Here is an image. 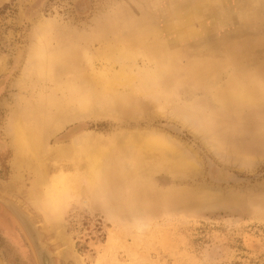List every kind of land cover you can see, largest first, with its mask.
I'll use <instances>...</instances> for the list:
<instances>
[{"label":"rangeland","instance_id":"obj_1","mask_svg":"<svg viewBox=\"0 0 264 264\" xmlns=\"http://www.w3.org/2000/svg\"><path fill=\"white\" fill-rule=\"evenodd\" d=\"M157 1L0 0V196L30 216L54 264H264V0ZM42 23L60 40L53 49L69 47L65 68L48 81L24 72ZM146 23L155 35L138 44L130 32ZM130 37L137 43L129 45ZM155 39L175 56L171 64L161 59L165 51L148 50ZM120 63L129 74L150 71L154 95L122 85L114 91L126 99L115 106L95 94L87 113L80 104L49 109L45 93L59 90L63 102L71 96L67 83L81 76L87 82L76 98L92 95L112 84ZM102 78L108 82L100 85ZM12 112L43 123L38 162L16 166ZM143 132L166 136L196 164L176 170L177 156L158 152L157 160L145 155L135 173L128 146ZM85 138L124 140L109 162L121 171L110 193L104 178L82 197L76 165ZM37 172L44 182L36 185ZM0 264H38L21 224L1 204Z\"/></svg>","mask_w":264,"mask_h":264},{"label":"bare ground","instance_id":"obj_2","mask_svg":"<svg viewBox=\"0 0 264 264\" xmlns=\"http://www.w3.org/2000/svg\"><path fill=\"white\" fill-rule=\"evenodd\" d=\"M165 14H167V12ZM49 25L50 24L42 23L36 29V32H38L37 33L38 35L36 36V43L30 48V51L28 53L29 57H28V60L26 61L27 62V67L25 66V70H24L26 76H27V74H29V71H32L36 76H38V78L41 77V79H45L47 81L53 77V74L56 71V69L60 68L62 70V69L65 68V67L62 68V66L66 65V63L64 61L66 60L65 59L66 53L69 51V47H59L57 50L55 48L53 49V47L51 45L53 43L52 41H55L56 44H57V43L60 42V40H58V38H55L56 36L54 34H52V33H56V32H55V29H53L52 27L49 28L48 27ZM130 33H131L130 36H137V37H132V39L137 38L138 39V44H140L139 43L140 42L139 41L140 38L143 40V39H147L149 37H153L155 35V30L152 28V25L150 23H146V24H143L142 26H137ZM128 39H130L129 45L137 43V41H132L131 37L128 38ZM159 42H158V39H155L154 40V44H152L151 46H148V50L151 51V52H157V50L165 51L164 54L162 55L161 59H162V61H166V62H169L171 64V62H173V59H175V56H173L172 53L168 51L167 47L165 45H163V43H159ZM155 44L158 45V48L155 47ZM110 51H112V50H110ZM119 52H117L116 54H119ZM89 57H90V55H89ZM135 58H136V56H135ZM118 59L120 60L122 58L120 56H118L116 60H118ZM130 60L132 61V63L135 62L134 58L130 59ZM151 61H153V59ZM148 63H150V62H148ZM119 66H120V68H119V70H117L118 72L114 73L113 77L111 78L112 84L107 83L108 81L105 82V78H102L101 80L99 79L100 81L98 83H100V85L102 83L101 81L104 80L103 82L107 83L109 86L101 88L102 89L101 91H98L97 93H93L92 95L90 93H88V92H84L82 94H79L80 96L78 98H76L75 92L78 91V88L80 86L84 85V83L87 82L86 81L87 79L82 78L81 76L80 77L78 76L79 78L71 80V81H69V83H67L70 86V89H68V90L71 93V96L69 97V99H66V97H65L63 102H61L55 95V92L59 91V90H55V92L51 93V95L50 94L47 95L45 93L44 94L45 98H46L45 101L49 105V107H50L49 109H52V108L56 109L57 107H59V105L61 103H63V105L64 104H67V105H69V104H78L79 105L80 104V106L82 107L81 108L82 110L81 109H79V110L87 113L90 110V107H93L95 105V103L93 101L95 94H96V96H98L100 98L102 97L103 105H105V106L107 105L108 107L115 106V105H117V103H119V102L123 101L124 99H126V97L121 95V93L116 92L117 91V89H116L117 87L115 88V86H122V85L125 86V89L127 87L130 90H131L132 87H135V88H133L135 90V92H136V90H139L142 93H144V96L147 95V94L151 95L150 93H152V95H154L152 87L154 88V85H155L154 81L156 82L158 80H154L155 78H154V76H152L153 75L152 73H149L150 71L149 72H135L136 74H129V72L124 70V67L126 65H122L121 64ZM131 67L132 66H130V68ZM130 68L128 67L129 70H130ZM165 70H168L167 69V65L165 66ZM23 76H24V74H23ZM108 76H110V75H108ZM105 83H104V85H105ZM156 83H158V82H156ZM34 85H36V84H34ZM87 85L93 87L95 85V81L93 79L88 80V84ZM130 86H131V88H130ZM98 90H99V88H98ZM114 90H116V91H114ZM134 90H131V92H133ZM151 90H152V92H150ZM154 91H155V89H154ZM138 96H139V94H137V97ZM144 96H142V97H144ZM92 97H93V99H92ZM111 98H114V100H113V103L111 105H109L110 102H111L110 101ZM144 98H146V96ZM133 99L137 100L135 98H133ZM164 104H167V103L164 102ZM160 107L163 108L164 106L160 105ZM81 111H79V112H81ZM12 114H13V112H12ZM24 118H26V117H24ZM188 118L189 117H186V119H188ZM50 124H52L54 126H57L58 123L55 122V121H52ZM41 126H44V125L41 122L40 118L31 121L29 119L25 120L22 117H18V116L13 114V117L11 118V121H10L9 130H10V132L13 135V139H12V143L13 144H11V145L15 146V149H16L15 153H17V156L15 154V164H16L17 167H22L24 165H28L29 164V160L31 158L33 160L36 159L38 157V154L40 153V151H42L41 149H43V140H42V137H41V130H42L43 127H41ZM43 131H44V128H43ZM135 132H137V131H135ZM142 134H144V132ZM159 136H160V134H159ZM165 137L163 139L162 137H155V136L149 135V134L146 136L144 134V135H142L140 137L141 139L139 140V144H137V143L134 144L136 142V140H135L133 144H130L128 146V150L130 151L129 152V154H130L129 156H131L130 160H131L132 164L135 167L133 169V171L135 173H137L139 171H142V169H143L142 161H143L145 155L147 156V155L157 154V158H155L157 160L158 157H159L158 152H162L163 154H166V157H168V158L177 156L176 158H178V161H177V159L175 160V158H174V161H176V162L173 163L172 164L173 167H170V168H174L176 170L181 169V170H186V171H190L191 168H193V166H194L193 164L195 162L192 163V160L190 159L191 160L190 161L186 157L182 158L183 157L182 153H179L177 148H175L176 144L173 145V144L168 143L165 140ZM123 141L114 138V139L109 140L107 143H100V142H93L90 138H85L84 139V142H85V145H86V150H85V152L83 154V158H81L82 160H80V162H78L77 165H76V169L78 170V174H77L78 177L77 178L75 177L76 180L77 179L79 180V183H80V179H81V182L83 181L82 178L84 179V181H83L84 183L81 184L83 186L85 185L84 189L82 187H80L81 185H78L81 188V193H82V197L83 198L87 197L89 195V193L92 191L93 187L94 188L102 187L103 184L105 183L104 178H108V182H107L108 188L106 190L107 191L106 193H110L111 192L110 191L111 190L110 189L111 188L110 187L111 183L113 184L114 182L119 181L120 172L121 171L116 172L113 169V167H111L109 165V162L113 160V158H114L113 154L114 153L117 154L118 152H120L123 149V147L125 145V143ZM128 143H130V140H129ZM156 151H157V153H156ZM56 153H59V156L62 157V158L68 157L65 151H60V152H56ZM154 156H156V155H154ZM163 156H165V155H162V157ZM37 159H36V161H37ZM160 159L161 158H159V160ZM163 159H165V157H163ZM24 160H27L28 163L26 161H24ZM156 160H155V162H156ZM169 161H171V159ZM163 162H165V161H163ZM165 164H167V163H165ZM154 167H159V166H154ZM44 169H45V167H44ZM34 170H35V168H34ZM192 171H193V169H192ZM171 173H173V172H171ZM36 176H37V179L35 181L36 185L39 182L40 183L44 182V181H42V178H41L42 175L40 173L37 172ZM76 180L75 181L72 180L73 184H75ZM66 184L68 186V183H66ZM139 184H140V182H139ZM67 186H65V187L68 189ZM73 186H75V185H73ZM142 186H144V185L142 184ZM203 195H204V193H203ZM31 197H32V200H33L34 203H39L40 195H37L36 193L32 192ZM21 220H23V219H21ZM21 223H22L23 227H26L29 230L31 235L34 234V231L32 230L31 226H28L27 223H24V221H22ZM43 258H44V260H43L44 262L43 263L47 264L46 256H43Z\"/></svg>","mask_w":264,"mask_h":264},{"label":"water","instance_id":"obj_3","mask_svg":"<svg viewBox=\"0 0 264 264\" xmlns=\"http://www.w3.org/2000/svg\"><path fill=\"white\" fill-rule=\"evenodd\" d=\"M0 203L9 211L11 212L16 218H18L21 226L22 225V221H24V223H27L28 226H31L32 230L34 231V234L31 235V233L29 232V230L26 227H23L28 239L31 242V245L34 249L38 264H44L43 260V256H46L47 259V264H54L53 263V254L48 250L47 246L42 243V238L43 235L38 232L37 230V226L36 224L33 222V220L30 217H27L22 210L20 209V207L15 204L14 202H11L7 199H3L0 197ZM23 219V220H21Z\"/></svg>","mask_w":264,"mask_h":264},{"label":"flooded vegetation","instance_id":"obj_4","mask_svg":"<svg viewBox=\"0 0 264 264\" xmlns=\"http://www.w3.org/2000/svg\"><path fill=\"white\" fill-rule=\"evenodd\" d=\"M1 197V196H0ZM4 199V198H3ZM8 200V199H7ZM10 201V200H9ZM12 202V201H11ZM1 204V203H0ZM2 205V204H1ZM3 206V205H2ZM4 207V206H3ZM5 208V207H4ZM6 209V208H5ZM7 210V209H6ZM8 211V210H7ZM9 212V211H8ZM27 217H30L28 214H26L24 211H22ZM17 221H18V219L11 213V212H9ZM19 222V221H18ZM20 223V222H19ZM22 229H23V227H22ZM38 230V232H40L39 231V229H37ZM23 231H24V229H23ZM25 232V231H24ZM54 263V262H53Z\"/></svg>","mask_w":264,"mask_h":264}]
</instances>
